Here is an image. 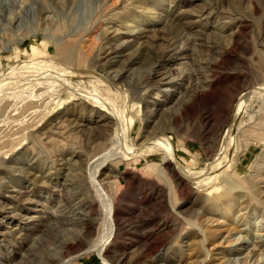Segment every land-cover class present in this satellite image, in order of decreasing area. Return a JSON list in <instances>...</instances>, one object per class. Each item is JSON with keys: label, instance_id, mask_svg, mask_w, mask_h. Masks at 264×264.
Here are the masks:
<instances>
[{"label": "rangeland", "instance_id": "374dc122", "mask_svg": "<svg viewBox=\"0 0 264 264\" xmlns=\"http://www.w3.org/2000/svg\"><path fill=\"white\" fill-rule=\"evenodd\" d=\"M263 162L264 0H0V264H264Z\"/></svg>", "mask_w": 264, "mask_h": 264}, {"label": "bare ground", "instance_id": "6f19581e", "mask_svg": "<svg viewBox=\"0 0 264 264\" xmlns=\"http://www.w3.org/2000/svg\"><path fill=\"white\" fill-rule=\"evenodd\" d=\"M132 34V33H131ZM59 52L61 53V55H63L64 57H65V59H67V60H71V61H77V60H79V59H83L84 58V56H83V54H82V52L81 51H79V49H78V47H77V45H75V44H72V43H64L62 46H60L59 47ZM261 88H262V86H261ZM263 89V88H262ZM241 104V103H240ZM240 107V106H239ZM238 108V107H237ZM241 109V108H240ZM153 139H150L149 141L147 140L146 142L148 143V144H154L152 147H151V149H153V151H155V150H159V151H161L162 153H163V161H164V163H170L171 161H172V159L170 158V156H171V154L169 153L170 152V149H169V146L167 145V143L165 142V141H163V139L162 138H160V137H157L153 142H151ZM149 145V146H150ZM148 146V145H147ZM135 148V147H134ZM143 148V147H142ZM141 148V149H142ZM147 148V150L150 148H148V147H146ZM150 149V150H151ZM128 150H129V148H128ZM138 150H140V149H132V152H137ZM146 150V151H147ZM150 150H149V152H150ZM173 150V149H172ZM145 151V150H144ZM144 151L142 150L141 152H143L144 153ZM145 151V152H146ZM138 152H140V151H138ZM148 152V151H147ZM152 152V151H151ZM130 153H131V151H130ZM146 154V153H145ZM263 166H264V162H263V164H262ZM178 166V165H177ZM186 173V172H185ZM187 174V173H186ZM228 211V210H227ZM114 215V214H113ZM115 216V215H114ZM113 220V219H112ZM91 228V227H90ZM237 262V261H236Z\"/></svg>", "mask_w": 264, "mask_h": 264}]
</instances>
